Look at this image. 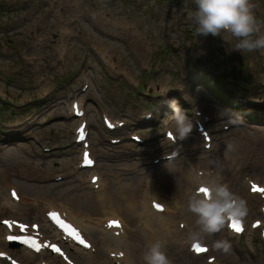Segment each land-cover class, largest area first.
<instances>
[{
	"label": "rangeland",
	"instance_id": "obj_1",
	"mask_svg": "<svg viewBox=\"0 0 264 264\" xmlns=\"http://www.w3.org/2000/svg\"><path fill=\"white\" fill-rule=\"evenodd\" d=\"M250 2L264 23V0ZM196 10L195 0H0V202L5 184L39 201L50 197L30 186L55 184L52 198L57 202L64 200L63 193L76 196L89 190L85 178L90 172L73 169L80 151L72 139L78 121L67 112L71 102L80 99L85 102L95 171L106 179L113 175L125 183L145 172L185 166L182 153L171 159L174 162L155 163L175 149L164 145L160 134L164 126L174 129L168 101L175 99L191 121L198 108L212 115L209 129L225 124L215 133L216 151L226 138L240 141L238 148L226 147L223 154L230 164L226 171L231 190L247 200L240 185L255 173L248 167L264 159V147L258 143L264 144V50H233L237 39L226 32L197 36ZM162 87L169 89L165 96ZM250 98L258 102L249 103ZM147 113L153 118L145 120ZM103 114L124 126L107 130ZM134 133L145 141L135 143L130 137ZM112 138L120 142L111 144ZM198 140L193 125L180 144L198 145ZM198 151L185 154L196 158ZM242 165L245 169L238 173ZM256 175L264 182V166ZM259 205L250 200L247 223L259 217ZM16 211L0 212V218L38 221ZM180 219L170 228H177ZM40 224L43 233H51L45 222ZM96 238L88 264L103 262L107 255ZM221 239L229 241L230 250L209 252L202 260L179 255L180 245L186 250L188 244L180 239L166 253L172 264H205L208 255L224 264H264V239L258 230L228 237L224 227L207 237L209 245ZM0 246L17 259L21 255L20 247L1 241Z\"/></svg>",
	"mask_w": 264,
	"mask_h": 264
},
{
	"label": "bare ground",
	"instance_id": "obj_2",
	"mask_svg": "<svg viewBox=\"0 0 264 264\" xmlns=\"http://www.w3.org/2000/svg\"><path fill=\"white\" fill-rule=\"evenodd\" d=\"M162 89L167 88L162 87ZM255 101L258 102V99H255ZM72 102L71 108L69 109L71 116L73 115ZM80 102H82V99H80ZM205 116L212 117L211 114H205L203 117L193 115L192 119L195 118V121H201L204 120ZM83 118L75 119L79 123ZM87 138L89 137L87 136ZM74 139L75 137L73 136V140ZM197 142L198 145L197 143H187L183 145L180 144L182 143L181 141L171 143L169 140L164 138V145L175 148L173 151H171L172 154L178 155L179 152L183 154L185 166L182 167L180 164L179 166L175 165L170 169H163L161 172H145L142 174V176H135L134 180L132 179L125 183L115 180L113 175H111V178L106 179L102 173L97 174L95 171L97 165L93 166L92 168H86L84 170L90 172V175L88 176V183L89 179H91L94 175H98V189H91V187H94V185H92V183H87L89 189L87 192L85 191L84 193L76 196L70 192H66V194L63 193L62 198L64 200L61 199L60 202H57L56 200L53 201L54 198H52V196L56 192L53 191L54 188L52 187H54L55 184H49L48 186H30V190L34 191L36 189L39 195L50 197L47 199L43 198V201H39V199H41L39 197H37V200L35 199L36 197L33 198L26 193H22L20 189L15 188L19 196V202L16 204L12 202L6 191V188L11 189L13 187L10 184H5V193L2 196L3 201L0 202V212L8 213L11 212L12 209H15L18 210L16 211L18 214L23 212L28 215H32V218L38 219L37 222L40 224V221L45 222V214L48 210L56 209L59 212L65 214L66 218L77 225L83 231L85 236L91 240L92 245L89 250L74 246L70 242L64 243V249L67 250L69 254L71 253L75 258L79 259L81 263L83 262L88 264L89 261L93 260L94 254L92 253L91 248L92 246H95L93 237L96 234L97 238L95 243L97 246H99V248H102L105 250V252H107V255L104 256V261L98 262L97 264H117V262L119 264H145L143 256L151 243L157 240L164 242V250L167 251L170 248H175L176 241H178L177 239H180L179 243H187L188 238L183 237V239L181 236H184L188 232H191L197 228V217L188 211V200L191 193L196 190V179L198 172L202 174H207L210 172L215 179L222 183L228 184L230 174L229 171L227 172L226 170L229 169L230 164L226 161V155L224 156L223 150H225L226 147L238 148L240 141L236 139L228 140L226 138L224 142L219 144L217 151L214 149L216 144L214 143L213 137L211 138L210 147L208 150H204L202 148L201 139ZM258 143L260 146L264 147L263 142ZM205 144L206 142L203 141V145ZM197 147L200 148V151H198L200 153L197 155L198 157L189 158L185 154L186 152H192L193 150H196ZM81 149L82 148L80 145L79 157L75 162V165L78 169L81 163ZM92 155L94 156L93 152ZM213 156L215 157L214 159L212 158ZM168 162L171 163L174 162V160H168ZM259 163L260 164L258 165L256 163H252V165L248 167V172H251L252 174L255 172L252 178L261 181L263 178L260 175H256V171L257 169L258 171L263 169L264 159L260 160ZM245 164L246 163H244V165ZM75 165L73 169H77ZM242 169H245L243 165L239 167L237 172L239 173ZM233 176L235 179L238 178V174L236 173L233 174ZM86 179L87 177L85 180ZM250 179L251 178H249V180ZM236 184L238 183L235 182L234 185ZM247 185H240L242 189L246 190L247 195L245 198L247 199V203L250 205V200L252 198L257 202L262 203V198L258 197V194H251L249 192L250 187ZM158 186H160V188ZM2 187L3 183L1 181L0 189H2ZM45 187H47V190H44ZM166 188H169L171 191L166 190ZM22 194H25V196ZM26 195L30 197H27ZM153 202L161 203L163 211H156L152 207ZM26 205H28V207H25ZM258 215L262 217L260 212ZM182 217H187L190 220V223L183 221L184 219H182ZM116 218L120 220L119 227H107V222ZM179 218L181 219L177 221V228H170V226L174 224ZM1 219L2 218H0V220ZM182 222L184 228L180 229L179 225ZM249 230L251 231L250 228ZM5 232V227L0 224V235H3L2 240L0 241L3 246L6 245L4 241ZM116 232L117 235L115 234ZM226 232L228 237L233 236V234L227 230V228ZM50 235H52L54 238L58 237V235L52 231V229ZM189 246L190 241L186 250L180 245L178 248L179 255L187 254L190 255L191 258L202 260L203 256H195L189 250ZM21 250V255L18 259L22 262V264H24V262L29 263V261H31L33 258H37L38 261V259L42 260L43 257L49 256L43 252L37 254L22 248ZM209 252L214 253L215 250L210 247ZM113 253L116 255H120L121 253L122 256H114L112 258L111 255ZM51 259H57L59 262L65 263L62 258L56 255H51Z\"/></svg>",
	"mask_w": 264,
	"mask_h": 264
},
{
	"label": "clouds",
	"instance_id": "obj_3",
	"mask_svg": "<svg viewBox=\"0 0 264 264\" xmlns=\"http://www.w3.org/2000/svg\"><path fill=\"white\" fill-rule=\"evenodd\" d=\"M195 3L197 36H219L221 32H226L237 39L233 50H264V23L256 17L255 6L250 0H195ZM168 91L161 89L160 94L165 96ZM168 104L173 111L171 119L174 122V131L169 129L168 135L183 141L193 130L192 121L175 99ZM196 184V190L189 196L188 211L197 217V228L189 233L188 239L194 245L210 246L215 251L227 253L231 248L228 240H215L209 245L207 237L221 232L230 221L243 223L249 215L248 203L210 172H198ZM159 209L163 211L161 206ZM164 249V242L157 240L151 243L143 256L145 264H172Z\"/></svg>",
	"mask_w": 264,
	"mask_h": 264
},
{
	"label": "snow or ice",
	"instance_id": "obj_4",
	"mask_svg": "<svg viewBox=\"0 0 264 264\" xmlns=\"http://www.w3.org/2000/svg\"><path fill=\"white\" fill-rule=\"evenodd\" d=\"M87 163L91 164L92 161L91 160H88ZM254 191H262L264 192V189H257L254 187L253 189ZM156 207L159 209L160 208V205L157 204ZM50 216L51 218L56 221L58 224L61 225V227L65 228L66 230L69 231V234L76 240H78L81 244H85V246H90V245H87L86 241L83 239V237L73 228H71L70 225H67V224H64V222L59 218V215L57 213H50ZM11 226V225H9ZM112 226H117L119 227V222L118 221H112L110 224H109V227H112ZM22 229L26 230V226H21ZM231 227L235 230V231H242L243 228L240 224V222L238 221H235L233 220L232 221V224H231ZM9 239L11 240H16V239H19V237H16V236H11L9 237ZM23 243L27 244L28 246L34 248L36 251H39L40 248H41V245L34 239V238H25L23 241ZM53 247V250L54 251H57L59 252L60 249L59 248H56L55 246H52ZM195 249L197 251H206V249L200 247L199 245H195Z\"/></svg>",
	"mask_w": 264,
	"mask_h": 264
}]
</instances>
